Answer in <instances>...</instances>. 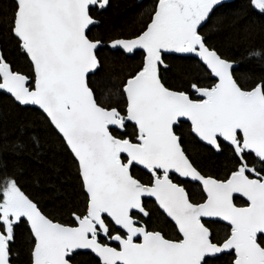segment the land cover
<instances>
[{
  "label": "water",
  "instance_id": "95a60500",
  "mask_svg": "<svg viewBox=\"0 0 264 264\" xmlns=\"http://www.w3.org/2000/svg\"><path fill=\"white\" fill-rule=\"evenodd\" d=\"M109 0H18L16 36L23 42L35 67L36 81L29 86L25 75L0 63V91L22 106L39 109L64 138L79 163L89 197V217L76 226L52 223L44 218L43 236L50 245L44 261L67 264L77 251L94 254L103 264H203L206 258L234 251V264H264V248L257 237L264 235V179L244 172L222 181L202 175L186 155L175 127L189 122L192 132L206 145L220 151V140L238 147L242 134L245 148L264 158V90L247 92L236 81L237 63L223 58L196 33L186 4L187 42L178 54L198 59L216 79L214 88L197 90V97L167 88L146 71L131 78L126 87L127 119L144 135L142 143L115 137L111 128H123L115 109L98 104L88 84L97 70L99 41L89 39L88 30L98 23L89 13L98 2ZM192 27V28H191ZM73 102V103H71ZM120 154L150 172H161L151 185L132 175L124 163L113 160ZM175 174L198 181L207 199L193 203L185 188L170 178ZM235 197L248 205L238 206ZM156 202L176 225L181 240H170L149 231L133 216L144 214V200ZM126 236L111 241L119 248L95 238L99 230L107 235L104 217ZM217 219L233 226L230 238L213 243L204 220ZM0 264H11L8 242L0 232Z\"/></svg>",
  "mask_w": 264,
  "mask_h": 264
},
{
  "label": "trees",
  "instance_id": "16d2710c",
  "mask_svg": "<svg viewBox=\"0 0 264 264\" xmlns=\"http://www.w3.org/2000/svg\"><path fill=\"white\" fill-rule=\"evenodd\" d=\"M160 0H109L106 6L95 4L89 10L98 21L88 30V37L99 41L97 70L88 77V84L96 101L106 109H115L125 118L123 128L112 127V134L120 139L139 142L142 133L127 119L128 81L144 71L148 54L143 47L127 51L114 43L141 38L150 28L159 11ZM18 0H0V63L4 62L28 79L31 88L36 81L33 63L23 42L16 36ZM205 43L223 58L237 63L234 77L247 92L261 86L264 90V9L254 0H225L218 3L199 28ZM156 77L172 90L196 96L199 88L211 89L216 84L212 73L198 59L176 51L160 52L156 62ZM2 78L0 76V83ZM180 143L194 167L204 176L226 181L244 169L252 178L264 179V158L243 147L238 134V147L220 140V151L201 142L192 132L189 122L175 127ZM124 162L129 159L121 156ZM132 175L144 184H153L162 173L150 172L130 165ZM182 185L193 203L200 204L207 195L198 181L171 174ZM14 183L17 190L52 223L76 226L89 217V197L85 191L80 166L64 138L39 109L22 106L14 98L0 91V203L6 188ZM238 206L248 203L235 197ZM145 213H133L149 231L160 232L170 240H181L176 225L161 211L155 201L144 200ZM109 237L98 236L104 244L115 235L124 234L112 220L104 217ZM11 219V217H10ZM213 243L222 244L234 228L217 219L204 220ZM0 232L5 234L11 264H34L38 239L29 220L20 216L8 224L0 211ZM264 248V235L257 237ZM71 264H103L88 251H77L68 258ZM234 251L206 258L203 264H234Z\"/></svg>",
  "mask_w": 264,
  "mask_h": 264
},
{
  "label": "rangeland",
  "instance_id": "374dc122",
  "mask_svg": "<svg viewBox=\"0 0 264 264\" xmlns=\"http://www.w3.org/2000/svg\"><path fill=\"white\" fill-rule=\"evenodd\" d=\"M222 1L225 0H166L158 11L149 30L141 38L133 41L116 42L114 46H120L127 51H132L136 47H143L148 54L145 71L148 75L156 77L155 66L160 52L163 50L174 51L178 49L185 39L183 34L184 19L181 16V5L189 4L192 6L196 12L195 14L198 16L197 18L201 19L211 6ZM254 3L258 8L264 9V0H254ZM200 98L202 99L204 97ZM118 117L122 121L125 119L119 115ZM243 147H245L244 144ZM111 158L130 167L129 161H123L119 148L111 153ZM241 172H244V169H242ZM0 211L3 213L4 218L8 220V224H11L20 216H24L29 220L38 239L34 253V264H46L44 262L42 263L48 255V249L45 245L46 240L43 236L44 229L42 228L44 218L36 207L17 190L14 183L9 184L6 188L4 201L0 203Z\"/></svg>",
  "mask_w": 264,
  "mask_h": 264
},
{
  "label": "flooded vegetation",
  "instance_id": "af4514ba",
  "mask_svg": "<svg viewBox=\"0 0 264 264\" xmlns=\"http://www.w3.org/2000/svg\"><path fill=\"white\" fill-rule=\"evenodd\" d=\"M164 1H166V0H160V2H159V10L161 9V6H162V4L164 3ZM168 1H170V0H168ZM97 4H99V5H101V6H104L103 4H102V2L100 1V2H98ZM184 5H186V4H183V5H181V16L183 17V15H182V8H183V6ZM189 5V4H188ZM216 5L217 4H215V5H213V6H211L210 7V9L206 12V14H205V16L203 17V18H201V19H198L197 17V15L195 14L196 12L194 11V9H193V7L192 6H190L191 8H192V10H193V17L190 19V22H191V24H192V27L194 28V30L196 31V33H198V31H199V28L205 23V21L210 17V15L212 14V12L214 11V9H215V7H216ZM183 19H184V23H183V25H184V30H183V34H184V41L182 42V44H180V46H179V48L181 47V46H184L185 44H186V42H187V38H186V32H185V23H186V20H185V18L183 17ZM191 27V28H192ZM199 34V33H198ZM177 50V49H176ZM176 50H174V51H176ZM143 135V134H142ZM144 137V135L143 136H141L140 137V140H139V142H137V143H142V141H141V139ZM121 156H122V154H121ZM162 177V176H161ZM160 178V177H159ZM124 233V232H123ZM99 235H102V236H104L105 238H108L109 237V232H108V234L107 235H104V233L102 232V231H98V232H96L95 233V238H97L98 239V236ZM118 235H121V236H126V234L124 233V234H118ZM116 236V235H115ZM111 239L112 238H110V241H111ZM99 240V239H98ZM112 242V241H111ZM115 243V242H114ZM110 244V243H109ZM117 244V243H116ZM45 245H46V248L48 249V253H49V251H50V245H49V243H48V241L46 240L45 241ZM112 245V244H111ZM113 246H115V247H117V248H119L120 246H119V244L116 246V245H113ZM74 254V253H73ZM70 257V256H69ZM69 257H67V264H71L70 262H69V260H68V258ZM46 263V264H51L48 260H46V261H42V263Z\"/></svg>",
  "mask_w": 264,
  "mask_h": 264
}]
</instances>
